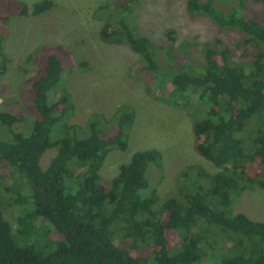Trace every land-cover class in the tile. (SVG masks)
I'll return each instance as SVG.
<instances>
[{"label":"trees","instance_id":"16d2710c","mask_svg":"<svg viewBox=\"0 0 264 264\" xmlns=\"http://www.w3.org/2000/svg\"><path fill=\"white\" fill-rule=\"evenodd\" d=\"M234 1L224 13L214 0H188L191 20L201 14L216 24L194 63L160 62L151 40L123 20L100 30L102 40H122L139 56L146 93L189 114L194 150L219 168L211 173L187 166L180 173L185 180L162 198L147 178L151 165H161L157 149L134 152L111 180L100 174L112 150H127L135 110L122 105L109 128L91 123L85 136L84 128L65 121L74 106L64 83L65 72L75 67L71 49L50 43L35 51V73L16 96H4L6 108L0 110V126L9 131L15 122L33 118L28 135L11 130L0 136V185L13 194L0 195V264H202L210 251L213 264H264V221L232 211L243 187L264 189V0H250L262 7L260 17L249 0ZM54 6L52 0H0V33L12 17ZM226 31L234 33L224 36ZM165 35L175 45L185 38L175 29ZM8 61L0 40V79ZM54 145L58 151L43 168L40 159ZM19 175L27 183H19ZM16 204L26 211L13 227L4 212ZM37 220L47 221L59 236L54 251L22 241L37 231Z\"/></svg>","mask_w":264,"mask_h":264},{"label":"rangeland","instance_id":"374dc122","mask_svg":"<svg viewBox=\"0 0 264 264\" xmlns=\"http://www.w3.org/2000/svg\"><path fill=\"white\" fill-rule=\"evenodd\" d=\"M24 1L33 4L41 0ZM52 1L55 6L44 13L12 17L6 26L7 31L0 33L9 58L7 70L0 79V110L6 108L4 96H16L19 86L35 73L36 65L30 58L35 51L46 44L63 43L71 49L75 61L74 69L64 74V83L74 105L65 116L67 124L84 128L82 133L87 136L91 123L101 129L109 128L115 122L118 109L124 107L122 105H129L136 112L129 146L127 150L115 149L108 154L100 170L104 179L111 180L121 163L128 162L134 152L144 149H157L162 153L160 167L153 164L147 171L150 190H155L161 198L173 192L177 180H185L184 175L180 178V173L187 166L201 167L211 173L218 171L219 168L194 150L189 114L146 93L145 82L140 77L139 56L122 40L108 43L100 36L104 24L123 20L134 34L151 40L157 60L178 65L199 60V48L203 40L216 34L212 33L216 24L201 14L191 20L192 15L187 11L188 0ZM234 2L214 0V6L226 13ZM248 3L259 17L262 16L260 5L250 0ZM169 29H175L181 38L185 37L180 44L167 40L165 33ZM228 33L232 35L234 32L226 31L223 35ZM196 35L200 39H195ZM55 99L56 95L51 94V102ZM32 125L33 118L27 116L15 122L11 130L28 135ZM10 131L0 126V136L8 137ZM57 151L58 147L54 145L42 155L40 164L43 168ZM23 180L27 183L25 176L17 177L19 183ZM9 184L12 180H8ZM68 188L75 190L71 185ZM2 189L3 185H0V195H11ZM25 211L22 205H13L5 210V218L15 227L18 217ZM232 211L264 221V189L243 187L234 197ZM37 223V231L27 235L25 241L19 237L20 240L33 243L45 253L54 251L60 240L55 229L47 221L37 220ZM179 249L180 244L177 243L174 250ZM208 255L202 264H213L215 254L210 251Z\"/></svg>","mask_w":264,"mask_h":264}]
</instances>
